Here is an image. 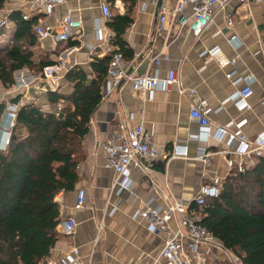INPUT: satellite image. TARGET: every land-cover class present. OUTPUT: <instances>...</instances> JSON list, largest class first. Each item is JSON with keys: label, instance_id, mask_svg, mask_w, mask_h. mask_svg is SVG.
<instances>
[{"label": "crops", "instance_id": "1", "mask_svg": "<svg viewBox=\"0 0 264 264\" xmlns=\"http://www.w3.org/2000/svg\"><path fill=\"white\" fill-rule=\"evenodd\" d=\"M144 1L66 0L54 14L36 16L38 23L56 27L66 10H71L73 17L80 18L83 23L82 32L68 42L56 43L47 39L32 47L35 61L39 60L35 59L37 51L48 54L57 66L55 74L62 77L57 90L64 93L72 90V85L65 79L72 68H81L90 79L94 78L93 62L110 57V53L118 49L119 41L127 51L124 66L130 77L148 73L150 58L164 52L167 56L159 66L160 77H166L175 69L180 81L169 91H156L149 99L146 93L134 91L131 81L125 79L111 95L102 99L82 144L84 159L78 166L80 180L76 189L58 196L62 220L73 217L77 222L76 232L66 237L59 225L60 238L41 264H62L65 254L74 247L79 248L82 264H162L157 256L165 237L148 232L143 220L132 218L133 213L151 199L162 205L165 198H194L203 184L217 181L223 187L226 181H233L239 173H244L239 170L240 162H248L245 163L248 169L261 158L251 156L241 160L239 156L225 152L228 149L225 141L190 138L198 131L199 123L190 117L192 99L180 94L179 86L194 87L199 96L209 101L213 109L210 120L215 130L233 123L230 130L234 131L237 123L246 120L242 127L244 134L250 139L260 134L264 130V4L246 7L239 0H232L225 10L218 9L210 26L195 37L186 27L180 30L175 26L169 35L157 31L156 13L153 9L142 12ZM101 2L110 4L112 18L103 16ZM20 5H24L23 0H7L0 17L13 11L26 12L25 7L19 9ZM125 15L133 22L120 34L116 27L119 18ZM97 24L103 27L104 41H98ZM15 30V24L10 20L9 28L0 37V50L14 43ZM232 37L235 40L229 41ZM215 47L220 50L216 57L200 55L203 50ZM223 57L235 60V63L221 66L219 61ZM62 64L65 67H61ZM31 71L25 68L16 73L17 77L28 81L32 76L36 78L25 86L17 78L18 103L20 106L33 103L42 110L55 111L56 106L48 100L43 72L33 74ZM230 72L234 73L231 79L227 76ZM247 75L254 76L256 81L254 93L249 98L251 109L242 110L228 97L236 89L232 79ZM11 92V89L4 90L8 97L6 103L14 102L17 97L9 98ZM4 117L3 111L0 120ZM118 120L130 126L144 122L147 130L152 132L160 154L146 173L134 170L129 190L115 185L117 175L114 170L103 167L101 159L94 154L97 144L114 132ZM175 144L188 147L187 158H171ZM236 146L237 142H234L232 148ZM202 148L209 154L208 163L196 158ZM82 188L87 190L89 201L84 207L76 208L77 192Z\"/></svg>", "mask_w": 264, "mask_h": 264}, {"label": "trees", "instance_id": "2", "mask_svg": "<svg viewBox=\"0 0 264 264\" xmlns=\"http://www.w3.org/2000/svg\"><path fill=\"white\" fill-rule=\"evenodd\" d=\"M6 2L0 0V13ZM8 18L16 30L14 43L0 50V84L5 89L15 85L17 72L28 68L38 74L53 65L48 54L34 60L39 17L27 20L22 12L13 11ZM132 22L121 16L116 30L121 34ZM118 46L125 57V45L119 41ZM109 60L93 62L91 79L81 68L69 70L65 79L72 90L48 93L55 111L33 103L19 106L13 145L0 150V264H41L58 242L62 217L57 198L75 191L80 180L82 144L103 99ZM5 106L0 105V117ZM193 207L198 222L242 264H264V158L226 181L218 198Z\"/></svg>", "mask_w": 264, "mask_h": 264}, {"label": "built area", "instance_id": "3", "mask_svg": "<svg viewBox=\"0 0 264 264\" xmlns=\"http://www.w3.org/2000/svg\"><path fill=\"white\" fill-rule=\"evenodd\" d=\"M15 1V0H11ZM232 0H145L142 4V12H149L153 9L157 18V31L169 35L171 30L177 26L180 30L185 27L195 37H199L212 23L216 11L225 10ZM26 12L22 13L25 19L36 16H48L54 14L59 6L65 4L66 0H23ZM242 5L251 7L254 4H264V0H239ZM100 8L105 18H112L113 14L108 2H101ZM190 9L187 12V9ZM10 20L8 16L0 17V37L4 36L9 28ZM83 23L80 18H74L71 10H66L58 26L38 23L34 27L38 42L51 39L56 43L68 42L72 37L82 32ZM98 41H104L103 27L96 25ZM235 40V37L229 41ZM220 53L218 47L205 49L200 55L209 54L216 57ZM167 56L166 53L155 55L150 58V71L144 75L130 77L124 66V54L117 50L110 53L107 74L102 83L103 98L111 95L122 83L129 79L132 88L136 92H144L149 99L156 91H169L176 84L180 83L178 71L172 69L167 76L162 78L159 75V66ZM235 60L223 57L220 59L221 66L234 64ZM56 65H51L43 69V78L50 84V91L58 89V82L62 78L55 74ZM61 67H65L64 64ZM233 72L227 74L232 78ZM17 77V76H16ZM22 86L36 81L31 77L30 81L24 77L19 78ZM256 78L252 75L239 76L232 79V84L236 87L228 100L233 101L240 109H251L249 98L253 95V85ZM243 84L242 87H238ZM21 86V87H22ZM238 87V88H237ZM179 92L192 99L190 107V117L199 123L196 133L190 138L207 141L215 138L225 141L227 150L241 158L250 159L251 156L264 158V130L255 138H248L244 134L242 127L246 120L236 124V129L231 131L233 123L222 127L213 128L210 114L213 109L209 101L199 96L196 88L186 87L180 84ZM264 105V102L262 103ZM20 103L9 101L6 103L5 117L0 120V150H6L12 146L13 130L16 127L17 112ZM133 119V116H131ZM234 142L237 146L232 148ZM102 161L105 168L112 169L117 175L115 185L121 189H130L133 184L132 175L134 170H141L146 173L151 169L160 154L153 139L152 132L148 131L144 122H139L135 126L128 125L127 122L118 120L116 129L109 134L102 142L97 144L94 153ZM188 147L175 144L171 158H187ZM204 163L209 162V154L202 148L196 157ZM248 162H240L239 170L245 172ZM151 183L154 184L153 179ZM222 185L215 181L210 184H203L197 195L188 200H178L165 198L162 205L155 204L151 199L145 206L138 208L132 215L133 219H141L145 222L148 232L159 234L165 237L163 246L158 253L157 260L162 264H241L230 250L218 240L208 229L198 222V216L193 206H204L210 199L218 198L222 193ZM60 198V197H59ZM57 198L61 204V199ZM87 190L82 188L77 192L76 208H82L88 203ZM62 206V205H61ZM61 233L66 237L75 234L77 222L73 217H68L61 221ZM103 227L100 229L102 230ZM79 248L74 247L65 254L62 264H82L79 258Z\"/></svg>", "mask_w": 264, "mask_h": 264}, {"label": "rangeland", "instance_id": "4", "mask_svg": "<svg viewBox=\"0 0 264 264\" xmlns=\"http://www.w3.org/2000/svg\"><path fill=\"white\" fill-rule=\"evenodd\" d=\"M43 56V54L42 53H39V52H37L36 51V54H35V59L37 60V59H39V57L40 56ZM31 71V70H30ZM33 74H35V73H37V72H33V71H31ZM17 84H18V81H17V77H16V75H15V85L14 86H12L11 88H8V89H11L12 90V95H10L9 96V98H11V96H13V97H15V96H17V94H18V92H20V91H15V88H17L18 86H17ZM4 90H5V88L0 84V105L1 104H5L6 103V99H7V101H8V97H6L5 95H4ZM18 97V96H17ZM16 97V98H17ZM14 100V99H13Z\"/></svg>", "mask_w": 264, "mask_h": 264}, {"label": "water", "instance_id": "5", "mask_svg": "<svg viewBox=\"0 0 264 264\" xmlns=\"http://www.w3.org/2000/svg\"><path fill=\"white\" fill-rule=\"evenodd\" d=\"M46 84H47V88H46V90L50 92V90H51L50 88H51V87H50V84L48 83V81H46Z\"/></svg>", "mask_w": 264, "mask_h": 264}]
</instances>
